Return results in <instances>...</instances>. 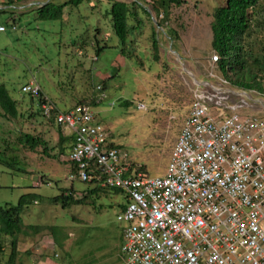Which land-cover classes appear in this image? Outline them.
Wrapping results in <instances>:
<instances>
[{
	"label": "rangeland",
	"instance_id": "1",
	"mask_svg": "<svg viewBox=\"0 0 264 264\" xmlns=\"http://www.w3.org/2000/svg\"><path fill=\"white\" fill-rule=\"evenodd\" d=\"M51 1L69 0L41 2ZM116 1L131 4L134 11L129 24L136 28L126 45L109 14ZM24 2L0 0V25L7 28L0 33V84L18 110L12 117L0 105V207L31 194L22 219L42 229L21 236L16 264H36L30 259L34 251L58 264H122L117 214L126 203L124 194L102 187L91 192L94 184L69 178L72 140L59 143L62 128L42 115L39 99L22 86L35 82L66 111L82 100L98 99L97 86L106 83L105 98L93 106L98 122L129 160L153 177L163 176L193 99V76L202 78L212 69L211 23L226 0H183L165 7L158 0H82L68 2L61 19H42V3ZM253 17L264 19V5ZM257 35L264 40V33ZM258 93L263 106H256L255 113L264 116V92ZM140 103L146 108L140 109ZM25 134L42 144L31 149L22 141ZM70 188L88 195L66 208L52 201ZM10 241L0 233V264H11Z\"/></svg>",
	"mask_w": 264,
	"mask_h": 264
},
{
	"label": "built area",
	"instance_id": "2",
	"mask_svg": "<svg viewBox=\"0 0 264 264\" xmlns=\"http://www.w3.org/2000/svg\"><path fill=\"white\" fill-rule=\"evenodd\" d=\"M212 59L207 74L193 77L188 115L157 177L110 140L93 105L62 111L35 82L22 86L72 137L69 178L124 194L122 264H264V116L255 113L263 102L222 75L217 54ZM97 90L99 103L105 94Z\"/></svg>",
	"mask_w": 264,
	"mask_h": 264
},
{
	"label": "trees",
	"instance_id": "3",
	"mask_svg": "<svg viewBox=\"0 0 264 264\" xmlns=\"http://www.w3.org/2000/svg\"><path fill=\"white\" fill-rule=\"evenodd\" d=\"M15 1L20 2L21 0H9L10 3ZM81 1L82 0H69L59 5H55L52 1L48 2L39 7V17L42 19H61L64 14V8L68 2L80 3ZM182 1L183 0H158V4L160 7H165L169 3L180 5ZM263 5L264 0H226L224 5L218 6L215 9L213 14L214 19L211 23L213 35L212 48L215 54L219 56L217 65L222 75L228 78L231 83L237 87L248 90L254 89L259 92H264V40L259 41L257 34L260 32L264 33V19L254 21L253 13L257 12ZM131 6L132 5L127 2L116 1L113 3L109 12L112 16L115 34L123 45L127 44L129 36L133 34L136 28L135 25L132 26L129 24V18L134 14L133 8H130ZM144 10L148 12L146 9ZM152 47L157 52L159 44L156 33L154 34ZM106 86V83L102 84L103 89H105ZM82 101L83 102H79V104L89 103L93 106L96 105L95 98H92L90 102H85V100ZM40 103L41 100H39V105ZM0 105L6 114L12 117L18 115L16 102L12 99L6 87L1 84ZM56 111L55 108L53 112ZM47 120L55 124L54 117ZM21 138L22 141L26 143V146L31 149H35L42 144L39 137L31 134H25ZM71 140L72 137H68L64 135L62 130L60 131V144ZM144 170H146L145 167ZM96 189H98V187L91 189V192L96 191ZM112 191L121 193L120 190ZM74 192L72 188L65 189L60 195L54 197L52 201L66 208L83 201L88 195L87 193L83 198H76ZM29 195L31 194L22 195L16 205L8 204L4 207H0V233L11 237V253L9 260L11 264H16V260L21 253L19 247L22 242L21 236L28 235L29 232L36 233L42 229L40 225H27L23 222L21 214ZM55 228V226L50 227L53 233H55ZM57 240L60 241V239Z\"/></svg>",
	"mask_w": 264,
	"mask_h": 264
},
{
	"label": "crops",
	"instance_id": "4",
	"mask_svg": "<svg viewBox=\"0 0 264 264\" xmlns=\"http://www.w3.org/2000/svg\"><path fill=\"white\" fill-rule=\"evenodd\" d=\"M24 1H26V0H21L20 2H24ZM41 1L42 0H30V1H26V2H27V6H29L31 4H41V3H42V5L46 4V3H43ZM26 2H24L25 4H22V5H26ZM40 6L41 5H39V7ZM43 94H44V92H43ZM45 96H47V95H45ZM52 103H53V101H52ZM53 104L56 105L55 103H53ZM55 125L58 126L56 123H55ZM30 259H32L34 261V263L36 262V264H58L57 262H54L50 257H47L46 259H40V257L35 254V251L33 254L30 255Z\"/></svg>",
	"mask_w": 264,
	"mask_h": 264
},
{
	"label": "clouds",
	"instance_id": "5",
	"mask_svg": "<svg viewBox=\"0 0 264 264\" xmlns=\"http://www.w3.org/2000/svg\"><path fill=\"white\" fill-rule=\"evenodd\" d=\"M103 90H104V89H103ZM95 99H96V98H95ZM96 104H98V103H96ZM94 106H95V105H94ZM68 137H69V136H68ZM72 166H73V165H72ZM73 171H74V169H73ZM73 171H72V172H73ZM72 172H71V173H72ZM75 192H76V191H75Z\"/></svg>",
	"mask_w": 264,
	"mask_h": 264
},
{
	"label": "bare ground",
	"instance_id": "6",
	"mask_svg": "<svg viewBox=\"0 0 264 264\" xmlns=\"http://www.w3.org/2000/svg\"><path fill=\"white\" fill-rule=\"evenodd\" d=\"M192 74V73H191ZM193 77H195V76H193Z\"/></svg>",
	"mask_w": 264,
	"mask_h": 264
}]
</instances>
